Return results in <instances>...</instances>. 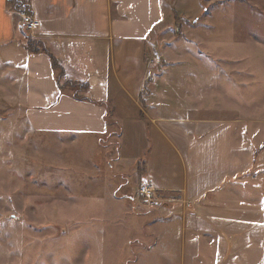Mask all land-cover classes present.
<instances>
[{
	"label": "crops",
	"instance_id": "0c3cea01",
	"mask_svg": "<svg viewBox=\"0 0 264 264\" xmlns=\"http://www.w3.org/2000/svg\"><path fill=\"white\" fill-rule=\"evenodd\" d=\"M23 1L33 28L0 0V107L16 110L5 121L91 143L108 131L109 107L114 161L127 167L118 183L148 181L165 197L112 213L114 230L126 221L135 251L157 252V264H264L263 120L248 119L246 104L230 96L214 102L208 57L183 51L193 37L160 43L164 0ZM28 38L48 51H30ZM71 84L87 87L77 97Z\"/></svg>",
	"mask_w": 264,
	"mask_h": 264
},
{
	"label": "rangeland",
	"instance_id": "374dc122",
	"mask_svg": "<svg viewBox=\"0 0 264 264\" xmlns=\"http://www.w3.org/2000/svg\"><path fill=\"white\" fill-rule=\"evenodd\" d=\"M164 5L163 25L154 32L160 43L193 37V44L182 43L183 51L208 57L205 66L215 71L214 102L230 96L231 104H246L248 119L262 118L257 127L264 133V0ZM70 88L76 96L81 91L78 84ZM15 111L0 107V264H138L140 256V264H157V252L135 251L136 234L126 221L122 233L114 230L112 213L141 209L135 208L140 182L118 183L127 167L118 169L114 161L117 131L110 132V114L104 117L108 131L91 144L80 134L30 131L20 117V123L9 124L5 118Z\"/></svg>",
	"mask_w": 264,
	"mask_h": 264
},
{
	"label": "built area",
	"instance_id": "2783aa9c",
	"mask_svg": "<svg viewBox=\"0 0 264 264\" xmlns=\"http://www.w3.org/2000/svg\"><path fill=\"white\" fill-rule=\"evenodd\" d=\"M19 15L22 23L27 28L35 27L38 22L33 19L25 10H19ZM162 192L148 181L141 182L136 187L135 207L139 209H150L156 207L161 201L164 200ZM171 199V198H170Z\"/></svg>",
	"mask_w": 264,
	"mask_h": 264
},
{
	"label": "trees",
	"instance_id": "16d2710c",
	"mask_svg": "<svg viewBox=\"0 0 264 264\" xmlns=\"http://www.w3.org/2000/svg\"><path fill=\"white\" fill-rule=\"evenodd\" d=\"M8 1L11 3L12 7L17 11H19V10L29 11L30 10L28 4H26L23 0H8ZM25 46L27 49H29L32 52H36V51H46L47 52L48 51L46 46L41 41L32 40L30 38L27 39ZM51 62H52V67L59 69L60 65L57 63V61L53 55H51ZM61 76H62V70L59 69L58 80L61 79ZM86 87H87L86 84L81 85V90L82 91L86 90ZM74 96H76L75 93H74ZM81 97L85 98L83 96H81ZM109 114H111V109L106 108L104 117L106 118ZM111 122H113V121H111ZM138 169L141 170V166Z\"/></svg>",
	"mask_w": 264,
	"mask_h": 264
}]
</instances>
